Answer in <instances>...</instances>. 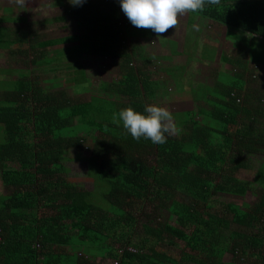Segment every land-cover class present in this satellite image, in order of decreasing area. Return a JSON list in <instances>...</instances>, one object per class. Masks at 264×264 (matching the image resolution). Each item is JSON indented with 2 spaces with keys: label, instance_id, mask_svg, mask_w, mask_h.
<instances>
[{
  "label": "trees",
  "instance_id": "1",
  "mask_svg": "<svg viewBox=\"0 0 264 264\" xmlns=\"http://www.w3.org/2000/svg\"><path fill=\"white\" fill-rule=\"evenodd\" d=\"M56 2L63 11L57 19L74 21L76 32L44 39L33 26L10 27L5 24L10 19L0 17V49L37 66L14 78L0 77V180L7 190L0 194V264H59V258L89 264L83 256L93 262L97 254L118 257V264H230L225 252L235 256L231 264H246L245 255L255 256L251 264H264V88L247 85L258 78L251 77L245 58L249 53L261 62L254 52V44L261 43L234 58L223 56L231 68L218 72L211 84L190 80L197 112L176 114L174 131L164 143L153 144L133 139L118 119L126 107L142 111L154 92L150 56L139 43L126 49L129 39L144 31H135L118 0ZM189 14V26L197 16L207 18L225 26L231 37L251 34L264 46V0H218ZM67 43L75 44L53 47ZM80 54L117 63L121 75L103 83L105 96H73L56 87L58 76L51 79L53 88L42 84L40 67ZM70 68L64 84L85 85L88 76L80 64ZM173 93L186 96L187 89ZM78 150L89 153L84 158L91 190L66 176L65 163L79 158ZM254 158L259 159L256 201L244 207L220 203L214 195L249 189L235 174L250 169ZM177 190L193 193L192 199L173 198ZM138 208L143 231L135 242ZM163 210L176 223H158ZM121 223L127 229L119 235L117 254L108 239ZM173 238L185 242L178 255L171 249ZM66 247L81 250L82 257ZM60 251L64 256H57Z\"/></svg>",
  "mask_w": 264,
  "mask_h": 264
},
{
  "label": "rangeland",
  "instance_id": "2",
  "mask_svg": "<svg viewBox=\"0 0 264 264\" xmlns=\"http://www.w3.org/2000/svg\"><path fill=\"white\" fill-rule=\"evenodd\" d=\"M63 15L62 8L57 5L56 0H0V17L10 19L6 25L10 27L18 26H33L39 33H41L44 39L57 38L67 34H72L75 31V23L71 20L57 19ZM189 12L178 14L177 24L174 28L167 29L164 33L159 34L157 37L150 29L136 28L135 31L143 32L135 39H129L126 49L130 51V48L139 42L140 48L144 47V54L152 57V64L149 65L147 70L151 71L150 79L152 80V89L155 94L150 98V104H156L167 108L172 114L171 126L174 127V121H177L176 114H181L190 111L197 112V102L193 100L189 88V80L192 84L197 82H205L211 84L213 79L217 76L218 72L229 70L230 64L226 63L222 57H236L239 52L250 51L251 45L262 41L260 38H256L251 34L241 33L240 37H231L228 35V29L225 26H220L216 22H213L207 18L195 17L193 24L198 26V30H193L192 25H188ZM14 17H23L24 20L19 22ZM14 18V19H11ZM230 30V29H229ZM235 31V30H234ZM191 33V34H190ZM190 34V35H189ZM189 36L190 43L185 42L186 37ZM77 43V42H75ZM75 43L59 44L53 46L58 48L64 45H71ZM253 43V44H252ZM248 47H245V45ZM261 44L255 45L256 50L254 52L261 56L262 61L258 62L250 59V54L247 53V67L252 71L251 77L258 78L255 81H247V85L250 87L264 88V46ZM215 55L213 61H209L208 56ZM200 63V64H198ZM72 64H80L87 74V82L85 85H66L64 84L65 77L71 75L73 68H70ZM37 66L32 64H24L20 58L13 57L7 50L0 49V77L14 78L20 72H30ZM45 69L41 75L42 84L44 87L53 88L51 86V79L54 76H58L60 83L56 87H65L67 91L80 98L88 99L90 95H103V83L110 84L116 81L121 72L117 63L111 57L96 56L89 54H80L78 59L66 58L61 61L54 60L50 65H44L39 69ZM105 83L106 85H108ZM55 88V87H54ZM186 96L172 97V93L176 92L180 94L185 93ZM96 89H102L100 92ZM173 91V92H172ZM106 92V91H104ZM174 94V93H173ZM174 96V95H173ZM174 131V129L172 130ZM88 151L78 150L75 155L79 158L66 161V166L69 168V172L66 174L68 178L79 184L86 189H93V177L88 174L87 170V157ZM259 164V159H253L250 169H240L235 175L237 179L246 183L249 189L242 195H233L218 193L215 196L219 202L224 203H236L241 207L245 204H252L257 199L256 191L253 189L254 175ZM7 190L4 188L2 181L0 180V194H4ZM193 193H188L182 190H177L173 193L172 197L180 200L187 201L192 199ZM150 211V208L147 209ZM142 211L137 209V227L133 232V241H137L138 237H135L137 233H142V220L140 216ZM143 215V214H142ZM169 221L171 224L176 223L168 218V213L163 210V213L159 214L157 218L158 223L163 221ZM231 228L245 230V227L235 223H231ZM127 229L126 224L121 223L116 233H111L108 239L109 242L114 243L116 247V253L120 254L119 242H117L119 235L122 231ZM185 242L173 238V253L178 255L180 250L184 247ZM129 248L139 250L135 244L128 245ZM68 253L76 254L82 257L83 252H72L70 248H65ZM65 251V252H66ZM57 256H64V252H57ZM225 261L232 263L235 256L232 253L225 252L223 256ZM83 259L89 260V264H116L119 262L118 257H103L101 254H97L93 262L87 255L83 256ZM255 259V256L246 257L244 261L246 264H251ZM59 264H65L60 258ZM118 264V263H117Z\"/></svg>",
  "mask_w": 264,
  "mask_h": 264
},
{
  "label": "clouds",
  "instance_id": "3",
  "mask_svg": "<svg viewBox=\"0 0 264 264\" xmlns=\"http://www.w3.org/2000/svg\"><path fill=\"white\" fill-rule=\"evenodd\" d=\"M85 2L86 0H68L71 6H82ZM118 3L131 25L136 28L150 29L159 37V34L167 29H175L178 14L202 11L206 4L215 5L218 0H118ZM192 28L198 30L195 24ZM150 61L152 63L151 56ZM159 90L161 89L155 91ZM118 119L133 139L144 138L153 144L164 143L167 134L173 130L171 112L156 104H146L142 111L132 107L123 108L118 112Z\"/></svg>",
  "mask_w": 264,
  "mask_h": 264
},
{
  "label": "crops",
  "instance_id": "4",
  "mask_svg": "<svg viewBox=\"0 0 264 264\" xmlns=\"http://www.w3.org/2000/svg\"><path fill=\"white\" fill-rule=\"evenodd\" d=\"M15 19H24L23 17H14ZM14 18H11V19H14ZM185 42H187L188 44L190 43V40H189V36H187L186 37V40H185ZM209 57V61H213V59H214V57H215V55L213 54V56H208ZM227 63V62H226ZM150 64H152L151 62H149L147 65H150ZM198 64H200V63H198ZM152 73H150V75H151ZM190 81V80H189ZM187 89V88H186Z\"/></svg>",
  "mask_w": 264,
  "mask_h": 264
},
{
  "label": "built area",
  "instance_id": "5",
  "mask_svg": "<svg viewBox=\"0 0 264 264\" xmlns=\"http://www.w3.org/2000/svg\"><path fill=\"white\" fill-rule=\"evenodd\" d=\"M132 250H134V249H132ZM118 262H116V264H117Z\"/></svg>",
  "mask_w": 264,
  "mask_h": 264
}]
</instances>
